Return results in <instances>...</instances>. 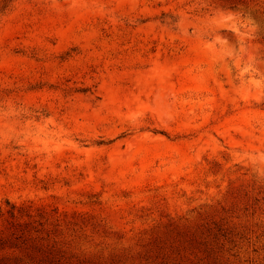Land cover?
<instances>
[{
	"label": "rangeland",
	"instance_id": "374dc122",
	"mask_svg": "<svg viewBox=\"0 0 264 264\" xmlns=\"http://www.w3.org/2000/svg\"><path fill=\"white\" fill-rule=\"evenodd\" d=\"M0 264H264V0H0Z\"/></svg>",
	"mask_w": 264,
	"mask_h": 264
}]
</instances>
